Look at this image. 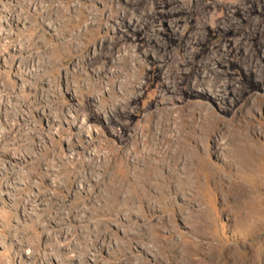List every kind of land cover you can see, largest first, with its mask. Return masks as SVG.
Segmentation results:
<instances>
[{"label": "rangeland", "instance_id": "rangeland-1", "mask_svg": "<svg viewBox=\"0 0 264 264\" xmlns=\"http://www.w3.org/2000/svg\"><path fill=\"white\" fill-rule=\"evenodd\" d=\"M0 30V264H264V0H0Z\"/></svg>", "mask_w": 264, "mask_h": 264}, {"label": "bare ground", "instance_id": "bare-ground-1", "mask_svg": "<svg viewBox=\"0 0 264 264\" xmlns=\"http://www.w3.org/2000/svg\"><path fill=\"white\" fill-rule=\"evenodd\" d=\"M18 23V21L15 19V16L13 15H8V17L3 21V24L7 25V27H11L12 25H16ZM4 35H6V33H4L3 31L0 30V37H3ZM57 119V118H56ZM55 118H53V115L52 116H48V121L49 123H53V122H57L58 123V120H56ZM78 128H81V127H78ZM136 151H138V149H136ZM14 160V159H13ZM8 161L7 162V166H8V169H10L11 166H16V163L15 161ZM19 160V159H18ZM19 162H23V160H19ZM3 173H0V176L2 175ZM8 196V195H7ZM10 202V201H9Z\"/></svg>", "mask_w": 264, "mask_h": 264}]
</instances>
